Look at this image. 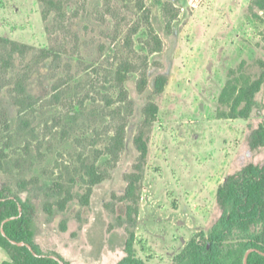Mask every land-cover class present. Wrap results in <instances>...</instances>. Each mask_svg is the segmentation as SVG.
Segmentation results:
<instances>
[{"label": "rangeland", "instance_id": "rangeland-1", "mask_svg": "<svg viewBox=\"0 0 264 264\" xmlns=\"http://www.w3.org/2000/svg\"><path fill=\"white\" fill-rule=\"evenodd\" d=\"M261 2L66 0L68 28L54 34L53 15L45 18L39 0H0V37L32 48L7 71L11 84L0 83V189L32 200L44 252L70 264H116L126 255L122 198L150 102L157 112L142 129L147 154L134 253L149 264H173L194 235L210 231L222 214L217 191L226 177L264 164V147L249 145L264 122V83L247 118L233 116L231 94L264 72ZM150 29L159 51L148 47L155 44ZM44 49L59 57L35 62ZM126 58L139 69L120 83L114 70ZM22 74L23 110L11 98ZM159 75L166 84L158 94ZM111 113L125 128L118 160L105 153ZM85 165L96 166L98 183L90 185ZM5 259L0 248V264Z\"/></svg>", "mask_w": 264, "mask_h": 264}, {"label": "trees", "instance_id": "trees-1", "mask_svg": "<svg viewBox=\"0 0 264 264\" xmlns=\"http://www.w3.org/2000/svg\"><path fill=\"white\" fill-rule=\"evenodd\" d=\"M39 1L43 4L45 18L53 15L54 34L66 30L68 25L65 23L69 18L63 7L66 0ZM260 7L264 9V0L260 3ZM149 34L155 44L153 46L148 41V47L153 52L159 51L162 46L159 36L153 29H150ZM30 49L32 48L28 45L0 37V83L2 82V85L11 84L10 80L6 81L7 71L16 65L18 59L24 60ZM51 55L59 57L56 51L44 49L35 56V62L38 59L45 61ZM138 69L133 61L126 58L116 67L114 73L121 83L127 78L129 72ZM24 74L19 76L11 92L13 103L22 110L25 109L28 99ZM140 81L141 86L143 85L141 90H143L146 85L145 72H141ZM263 83L264 72L256 81L241 87L240 90L237 91V88L231 90V94H234L232 98L235 99L232 108L233 116L242 118L250 116L254 108L259 105L256 94ZM165 84L166 77L159 75L155 80L156 93H161ZM156 107L153 102L146 106V119L136 138L141 155L135 164V171L126 175L128 184L122 199L128 201L126 229L129 236L125 245L126 255L116 264H149L134 253L135 232L132 228L135 226L138 214L137 191L142 177V165L147 154V145L143 141L145 132L142 129L151 125L157 112ZM109 118L107 128L110 136L105 153L118 160L124 149L125 128L119 121L121 116L111 113ZM249 145L253 150L264 147V122L252 131ZM84 167L90 185L98 183L101 177L96 171V166L85 165ZM89 194L90 189L86 194L87 197L90 196ZM70 199L71 195L62 199L64 202L62 208ZM217 199L222 207L219 219L208 233L200 232L194 235L173 264H245L246 255L247 264H264V164L249 163L239 171L228 175L218 187ZM35 217L36 208L30 198L23 199L19 192L9 186L0 189V248L7 254V259L1 264H61V262L70 264L59 253H46L36 243Z\"/></svg>", "mask_w": 264, "mask_h": 264}, {"label": "water", "instance_id": "water-1", "mask_svg": "<svg viewBox=\"0 0 264 264\" xmlns=\"http://www.w3.org/2000/svg\"><path fill=\"white\" fill-rule=\"evenodd\" d=\"M20 244L22 245L23 243H20ZM30 248H31V247H30ZM244 262H245V264H247V255H246V257H245ZM61 264H64V262H61Z\"/></svg>", "mask_w": 264, "mask_h": 264}]
</instances>
